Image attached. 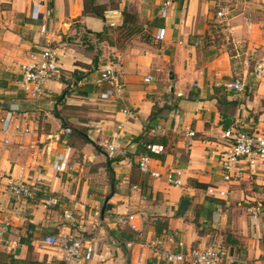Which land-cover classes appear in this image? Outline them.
I'll return each mask as SVG.
<instances>
[{"label":"crops","instance_id":"1","mask_svg":"<svg viewBox=\"0 0 264 264\" xmlns=\"http://www.w3.org/2000/svg\"><path fill=\"white\" fill-rule=\"evenodd\" d=\"M165 1L116 0L110 7L107 0H94L106 7L102 19L85 12L84 0H0V115L18 102L38 128L31 135L0 132V220L9 218L7 237L20 239L13 251L2 244L0 251L59 260L42 240L71 227L101 244L112 238L121 242L110 247L105 261L83 264H131L122 242L129 234L125 220L140 213L143 227L132 233L134 238L174 232L186 246L219 247L222 264H264V213L258 220L250 215L253 206H261L264 170L228 182L218 155L223 130L264 132V0H168L163 16ZM34 6L37 19L31 15ZM124 7L136 15L135 23L123 24ZM72 34L78 36L74 41L67 38ZM44 46L56 52L64 75L47 80L42 98L27 99L19 67ZM108 65L124 84L111 100L100 98L107 84L95 82ZM235 78L243 80L242 91L228 88ZM65 88L71 93L56 102ZM82 105L86 142L75 131L80 119L72 110ZM62 106L64 113L58 112ZM186 129L195 131L189 146ZM152 139L160 140L163 152L152 157L151 168L162 173L180 169L181 186L137 167L136 156ZM59 163L61 172L55 170ZM37 176L58 198L57 205L13 200L9 180L32 182ZM182 199L188 202L183 214ZM146 264L168 263L151 259Z\"/></svg>","mask_w":264,"mask_h":264},{"label":"built area","instance_id":"2","mask_svg":"<svg viewBox=\"0 0 264 264\" xmlns=\"http://www.w3.org/2000/svg\"><path fill=\"white\" fill-rule=\"evenodd\" d=\"M188 1V0H183ZM170 1H165L162 15H166L165 7ZM116 11H113L115 13ZM45 15L51 14L49 9L45 10ZM31 15L34 19L39 17V10L33 7ZM222 13L218 12V16ZM113 25V23H110ZM42 31L45 27L42 26ZM157 39L162 37L161 32L155 36ZM20 84L25 98L37 100L42 98L47 92L46 82L52 78H61L63 68L59 64L56 52L50 46H44L37 51L29 53L26 61L20 64ZM149 78H146L148 81ZM95 82L97 84L106 83L107 88L100 93L101 99L111 100L120 95L124 90V84L120 81L116 70L111 66H105L99 70V75ZM77 83H82L78 80ZM229 89L237 92L244 89L243 80L235 78L228 84ZM127 112V110H124ZM25 116L21 104L18 102L9 103L4 112L0 115V132L9 134L31 135L37 131L36 124ZM187 130V129H186ZM66 133L71 131L70 127L64 129ZM181 131V130H179ZM224 144L219 151L220 166L222 177L225 181H234L243 178H250L264 170V132L246 130L239 127H229L222 132ZM188 142L191 144L195 131L187 130ZM4 142H8L4 139ZM113 150L114 146L109 145ZM146 150L152 153H160L163 147L160 144L148 143ZM152 157L148 153H139L136 156L135 163L140 171L148 173L152 177H164L167 183L174 186H181L182 172L176 168L162 173L159 170L152 169L150 162ZM56 171H63L61 163L55 165ZM8 189L14 201L29 202L39 199L44 207L54 206L59 203L58 198L54 195H48V190L43 179L37 176L32 182L22 178L9 180ZM133 188L138 189L137 186ZM40 193L41 196H37ZM262 208L255 205L250 210L251 218L258 220L261 218ZM69 217L67 211L64 212ZM130 230L141 232L143 219L140 213H131L125 220ZM12 227V221L9 218L0 220V244L7 251H13L19 244V238L7 237ZM43 244L54 248L55 255L65 264H83L84 262L97 259L100 262L105 261L111 256L110 247H118L121 242L112 238L109 244H101L87 238L80 228L67 227L57 233L49 234L42 240ZM124 247L130 251L132 260L131 264H146L148 260L165 262L168 264H222L224 256L223 250L219 247H193L186 246L184 240L176 233L170 232L159 234L154 237L144 239L138 235L135 239L122 241ZM264 245V239H263ZM103 247L105 249H103ZM231 261V258L229 259Z\"/></svg>","mask_w":264,"mask_h":264},{"label":"trees","instance_id":"3","mask_svg":"<svg viewBox=\"0 0 264 264\" xmlns=\"http://www.w3.org/2000/svg\"><path fill=\"white\" fill-rule=\"evenodd\" d=\"M84 10L86 13H89L92 16L99 17V18L103 19L106 7H105V5H102V4H95L94 0H84ZM122 16L124 19L123 24L125 22H128V21L131 23H135V21H136V15L134 13L130 12L127 7H124V9L122 10ZM99 34H100V32L96 33V35H99ZM13 79L19 80V77L13 76ZM70 86L71 85H69L68 87H70ZM75 87H76V85H75ZM81 87L82 86H77L76 91L81 95H86V93H87L86 90H83L84 88L83 87L81 88ZM84 87H85V85H84ZM68 91H69L68 88H65L61 92V94L57 95L56 96V102H60V100L68 93ZM55 114L58 115L57 112H55ZM155 116L156 115H155V110H154L151 113L149 119L153 120L155 118ZM62 125L65 128L68 127L67 123L63 122V121H62ZM75 131L81 135V137L83 138V140L85 142L88 141L86 134H83V132L79 131L78 129H75ZM140 137L141 136H138L136 139H139ZM159 142H160V140H155V139H152L151 142L145 141L142 145L141 153H148L153 158H160L163 151L160 153H152V152L146 150V144L153 143V144H160L161 145V143H159ZM111 182H113V180H111ZM194 185L196 187H199V188H206V185L203 183L194 182ZM48 195H51V194H48ZM37 196H41V194L38 193ZM128 230H129V234L124 235V238H126L127 240L135 239L134 235L132 234V233H134V231L130 230L129 228H128ZM57 261H59V262H57ZM60 262L61 261L57 260V259L52 260L51 262H47L45 259L44 260H38L37 258H34L30 255H28L25 258H18L13 253L0 251V264H61Z\"/></svg>","mask_w":264,"mask_h":264},{"label":"rangeland","instance_id":"4","mask_svg":"<svg viewBox=\"0 0 264 264\" xmlns=\"http://www.w3.org/2000/svg\"><path fill=\"white\" fill-rule=\"evenodd\" d=\"M106 5H109L110 7H113L114 5H116V0H107V4ZM25 36V35H24ZM80 36V35H79ZM78 37V36H77ZM76 37V35H74V34H72V35H69V36H67V38H70V39H72L73 41L77 38ZM72 43H74V44H78V43H75V42H72ZM1 72H4L3 71V68H2V66H0V73ZM6 83L7 82H5V86H6ZM69 90V89H68ZM69 93H71L70 91H68V94ZM67 94V95H68ZM84 107V108H83ZM67 107L66 106H62V107H60V109H58V112H62V113H64V110L66 109ZM73 110V112H74V116L76 117V118H79L80 119V121H79V124H75V126H77L76 127V129H78L79 131H82V132H86V125H83L82 124V122H81V120H86V108H85V106H81V107H77L76 109L75 108H73L72 109ZM57 111V110H56ZM81 122V123H80ZM255 187H257V185H255ZM253 190H255V191H258V190H260V189H253ZM259 192H264V189L263 190H260ZM261 197H262V195H261ZM260 204H261V207H262V212L264 213V208H263V205H264V194H263V198L261 199V201H260ZM85 210H86V208H85ZM66 223H68V222H66ZM85 235H86V233H85ZM41 248H43V249H48L47 247H45V246H42L41 244L39 245ZM57 262H59V261H57ZM61 264H63L62 262H60Z\"/></svg>","mask_w":264,"mask_h":264},{"label":"water","instance_id":"5","mask_svg":"<svg viewBox=\"0 0 264 264\" xmlns=\"http://www.w3.org/2000/svg\"><path fill=\"white\" fill-rule=\"evenodd\" d=\"M107 201V199L105 200V202ZM188 202L186 201V199H182L181 204H180V213L183 214L186 206H187Z\"/></svg>","mask_w":264,"mask_h":264}]
</instances>
